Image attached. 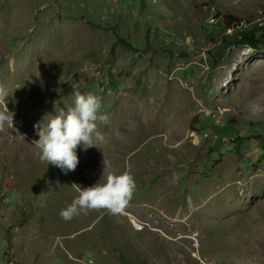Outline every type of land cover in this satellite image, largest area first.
<instances>
[{
  "label": "rangeland",
  "instance_id": "rangeland-1",
  "mask_svg": "<svg viewBox=\"0 0 264 264\" xmlns=\"http://www.w3.org/2000/svg\"><path fill=\"white\" fill-rule=\"evenodd\" d=\"M262 17L264 0H0V264H264V36L226 44ZM73 89L109 119L64 172L30 142ZM103 156L133 176L127 204L63 219Z\"/></svg>",
  "mask_w": 264,
  "mask_h": 264
},
{
  "label": "clouds",
  "instance_id": "clouds-1",
  "mask_svg": "<svg viewBox=\"0 0 264 264\" xmlns=\"http://www.w3.org/2000/svg\"><path fill=\"white\" fill-rule=\"evenodd\" d=\"M9 96L7 88L0 86V124H7L10 128L14 109L6 106ZM108 119L97 94L73 89L70 103H64L63 107L53 106L52 111H46L33 123L37 136L30 143L37 150L39 159L66 172L72 170L78 161L77 145L83 150L91 145L100 147L106 142L105 135L97 125L98 122L106 123ZM115 135L119 137L120 133L116 132ZM102 165L103 180L98 182L97 179L92 184L80 186L77 195L59 209L63 219H70L74 214L93 208H106L118 213L127 204L135 189L133 176L128 171L111 170L104 156Z\"/></svg>",
  "mask_w": 264,
  "mask_h": 264
},
{
  "label": "trees",
  "instance_id": "trees-1",
  "mask_svg": "<svg viewBox=\"0 0 264 264\" xmlns=\"http://www.w3.org/2000/svg\"><path fill=\"white\" fill-rule=\"evenodd\" d=\"M227 18L228 20H230V22H227V25L234 22L236 19L231 15H227ZM262 36H264V23L240 25L235 29L232 40H227L226 44L234 43L236 45H246L252 48H257L258 43L262 40ZM132 49L137 50V48H132ZM257 137L260 140V144L262 148V157H264V135H258Z\"/></svg>",
  "mask_w": 264,
  "mask_h": 264
},
{
  "label": "bare ground",
  "instance_id": "bare-ground-1",
  "mask_svg": "<svg viewBox=\"0 0 264 264\" xmlns=\"http://www.w3.org/2000/svg\"><path fill=\"white\" fill-rule=\"evenodd\" d=\"M105 137H107V134L105 135ZM122 146V145H121ZM92 147V146H91ZM105 147V146H104ZM104 147H102V148H104ZM95 148V147H94ZM108 150V149H107ZM98 153V152H97ZM106 153V152H105ZM109 154V153H108ZM98 156V155H97ZM106 159H107V157H106ZM99 160H101V161H103V159L101 158V159H99ZM111 160V159H110ZM100 162V161H99ZM98 166V165H97ZM96 167V166H95Z\"/></svg>",
  "mask_w": 264,
  "mask_h": 264
},
{
  "label": "built area",
  "instance_id": "built-area-1",
  "mask_svg": "<svg viewBox=\"0 0 264 264\" xmlns=\"http://www.w3.org/2000/svg\"><path fill=\"white\" fill-rule=\"evenodd\" d=\"M264 19V17H262ZM86 262H89V263H92V260L91 259H87V261H84V263Z\"/></svg>",
  "mask_w": 264,
  "mask_h": 264
}]
</instances>
